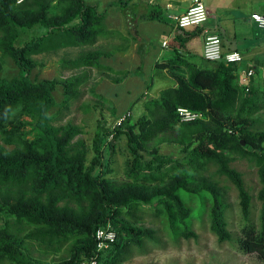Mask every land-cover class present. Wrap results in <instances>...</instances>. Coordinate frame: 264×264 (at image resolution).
Returning <instances> with one entry per match:
<instances>
[{"label":"trees","instance_id":"obj_1","mask_svg":"<svg viewBox=\"0 0 264 264\" xmlns=\"http://www.w3.org/2000/svg\"><path fill=\"white\" fill-rule=\"evenodd\" d=\"M129 1L117 0L115 4L125 9ZM77 2L74 21L54 23L44 22L46 0H23L19 6L32 9L37 17L34 20H23L11 12L14 0H0V31L10 34L7 48L18 69L11 78L0 77V264H36L27 255L30 246L55 252L67 242L71 244L69 258L59 264H84L91 259L95 264H118L131 243L154 239L153 230L132 223L138 205L150 201L173 239L195 238L192 220L206 215L218 240H229L227 206L218 185L221 177L237 191L243 219L237 239L239 249L257 252L264 259V128L252 131L244 125L236 127L245 119L241 117L264 108V84L259 88L250 82L245 91L236 81L239 65L212 62L189 50L185 42L192 34L178 27L180 31L169 40L168 54L155 62L156 67L168 71L173 83L158 96L146 99L144 112L134 121L129 120L130 108L112 127L101 115L89 157L86 143L75 139L78 126L51 125L49 113L58 83L54 79L32 81L33 65L28 57L36 47L94 43L96 23L104 11L96 2ZM144 8L138 20L167 22L157 4L144 3ZM36 22L43 23V32H36ZM201 29L199 26L197 32ZM137 33L133 38L139 42ZM62 36L70 37L56 40ZM89 54L71 60L69 66L93 63V52ZM192 57L212 64L201 65ZM84 79L77 74L63 81L64 106L79 97ZM24 102H32L37 108L36 127L47 139L42 153L28 142L11 153L4 148L17 144L22 130L20 121L12 122L8 129L1 122ZM179 106L202 116L181 120L176 112ZM239 118L242 121L236 120ZM108 135L112 141L106 140ZM118 138L125 142L123 148H117ZM171 139L183 152L178 159L159 150L158 143ZM117 154H123L128 162L122 183H116ZM236 158L247 159L257 169V225L250 220L252 197L242 174L231 166ZM170 178L174 181L167 183ZM61 200L63 204L59 205ZM70 201L75 202V208ZM108 224L116 231V240L106 250L98 251L95 231Z\"/></svg>","mask_w":264,"mask_h":264},{"label":"rangeland","instance_id":"obj_2","mask_svg":"<svg viewBox=\"0 0 264 264\" xmlns=\"http://www.w3.org/2000/svg\"><path fill=\"white\" fill-rule=\"evenodd\" d=\"M46 1L47 11L44 22L68 23L75 20L73 15L77 10V0ZM87 1L96 2L98 9L104 11L102 18L96 23L97 33L94 43L36 47V51L30 53L28 57L33 65L32 81L54 79L58 83V88L53 93L55 104L49 113L51 125L59 127L71 123L78 126L79 133L75 139L83 140L90 151L92 138L97 129V120L101 115L112 127L117 125L118 118L130 108L132 118L130 116L129 120L134 121L144 112L145 100L156 97L159 90L169 86V83L164 81V77L169 73L152 68L153 55H157V52L147 48L143 37L147 30L149 32L147 36L152 37L157 30H150V28L157 29L159 26L153 23L158 21L138 20V15L144 12L145 0H130L125 9L115 4L117 0ZM175 1L177 4H188L187 0ZM22 2L23 0H14L11 12L16 16L21 15L23 20L36 19V14L32 9L25 10L19 7ZM153 2L155 1L153 0ZM225 2L221 0L222 5ZM226 7L231 9L226 18L233 15L232 22H236L235 30L231 32V35L234 36L235 44L247 47L238 49V51L244 55V62H246L244 65L252 67L254 70L251 82L260 88L264 84V30L259 29L249 15L252 9L264 13V0H229ZM222 10L223 8L220 7L210 17L209 22L216 23L218 16L221 20L223 13L220 12ZM166 21L168 25L171 22L168 17H166ZM36 23V27H34L36 32H43L45 30L43 23ZM141 26H143L142 30ZM147 26L149 27L147 28ZM135 30L138 32V37L141 38H139V42L133 38ZM69 37L62 36L56 40L67 41ZM73 38L76 40V37ZM9 39L10 34L0 31V77L5 78H11L18 71L11 58L10 50L7 48ZM169 45L170 42H168ZM161 47L163 48V46ZM91 52L95 59L93 63H87L77 68L69 66L68 63L71 60ZM167 54L166 52L165 55ZM161 58L162 56L157 60ZM77 74L85 76L79 86L80 95L70 104L64 106L62 104V83L66 78ZM36 116L37 108L32 102L21 103L6 114L1 125L8 129L12 122L20 121L22 130L17 144L4 145L8 153L20 147L24 142L31 143L39 153L44 151L47 139L36 127ZM230 116L234 117V114ZM241 118L245 119L243 121L240 118L236 119L242 121L236 127L244 125L252 131L264 128V108L248 117ZM106 140L112 141L113 137L108 135ZM116 141L117 148H123L125 142H122L120 138ZM158 147L160 152L167 156L171 155L177 159L183 156V152L178 150V144L172 139L158 143ZM91 154L92 151L88 156L90 157ZM126 159L127 157H123V154L116 155L115 167L119 170L115 175L118 179L116 183H122V180L125 179V172H127L125 169L128 168ZM231 166L242 174L245 186L252 197L250 220L257 225L260 209V203L256 198L260 188L257 169L245 158H236L231 162ZM169 172L173 171L169 169ZM144 178V175L140 173L139 179L143 180ZM173 181L174 178H170L167 183ZM218 185L221 186L227 206L225 219L231 236L229 240H218L210 230L206 215L192 220L191 229L197 234L195 238L178 237L173 239L166 232L162 217L154 213L151 206L152 201L140 203L133 213L132 223L153 230L154 239L146 238L140 243H131L118 264H264V259L257 252H245L239 249L237 239L240 237L243 219L240 215L237 191L233 184L224 177H221ZM119 190L122 191L121 188ZM63 201L61 200L59 205H62ZM69 203L70 206L76 207L75 202L70 201ZM126 216L129 218L128 215ZM70 249L69 242L55 252L34 245L29 247L27 255L36 264H59L69 258ZM1 264L11 263L6 261Z\"/></svg>","mask_w":264,"mask_h":264},{"label":"crops","instance_id":"obj_3","mask_svg":"<svg viewBox=\"0 0 264 264\" xmlns=\"http://www.w3.org/2000/svg\"><path fill=\"white\" fill-rule=\"evenodd\" d=\"M145 1L148 4H157L159 6V8L161 9L162 14H164L166 17L170 18V20H171L169 25L164 23V22H159V21L153 22V23H156L159 26V28H157V29L150 28V30H152V29L157 30L155 32V34L152 37L147 36V35H149V32L147 30L145 37H143L144 41H145V45H147V48L148 49H154V51L157 52V55H155V54L153 55L152 68L160 69L159 67L155 66V62L157 61V59L160 56H163V55H165L166 52H168L167 50H168L169 40H171L173 38V36L180 31V29L177 27V25L175 23V17L178 16L180 13H182L187 8L188 5H190L191 3H193L196 0H187L188 4H177L175 0H154L155 2H153V0H145ZM201 1L204 3V5L207 9L208 19L204 23V25L202 26V29L199 32H197L199 27H194V28L190 27V28L183 29V30H186V32H189V34H192L189 37V39L187 40V42H185V47L188 48L189 50L194 51L197 54L202 55L203 36H204V32L208 31L210 33L211 32L218 33L219 36H221L220 38H221V41L223 44L222 47L224 50H238V49L240 50L241 48H247V47H243V46H239L238 44H235V39L233 38L234 36L231 35V32H234V30H235V27H236L235 23L236 22H232V19L234 18L233 15L229 18H226L228 11L231 10L230 8L226 7L227 2L229 0H224V1H226L224 5H222L221 0L216 1V2H212L210 0H201ZM220 7L223 8V10L220 12V13H223L221 16L222 19L220 20V17L218 16V18H217L218 21L216 23H214V22L210 23L209 22L210 17H212V15ZM252 10H251V13L257 12V10H253V11ZM154 21H156V20H154ZM156 24H153V25H156ZM148 27L149 26H147V28ZM142 29H143V26H141V30ZM164 40L167 41L166 46L162 45V42ZM161 46H163V48ZM192 60L197 61V63H200L201 65H206V66L211 65L212 62H216V61H212V62L203 61V62H201L200 57H192ZM161 70L166 71V73L168 72L164 68H161ZM164 81L168 82L169 86H170L173 83V78L169 75L168 76L166 75V77H164ZM151 82H153V81H151ZM161 90H159L158 94L155 96H158L160 94Z\"/></svg>","mask_w":264,"mask_h":264},{"label":"built area","instance_id":"obj_4","mask_svg":"<svg viewBox=\"0 0 264 264\" xmlns=\"http://www.w3.org/2000/svg\"><path fill=\"white\" fill-rule=\"evenodd\" d=\"M22 1V0H21ZM250 18L255 22L257 27L264 30V13L252 12ZM208 19L207 9L201 0L194 1L182 13L175 17V23L179 28H192L203 26ZM163 46L167 45V41L162 42ZM202 55L209 61H223L226 64L239 65L237 74V84L248 90L251 77L254 74L252 67L241 65L244 61L243 55L238 50H224L222 41L218 33L204 32L202 43ZM176 112L181 120H194L200 118V112L190 110L186 107L179 106ZM122 115L117 124L124 119ZM116 231L108 224L106 227H98L95 231L96 248L98 251L106 250L116 240ZM87 264H95V260H90Z\"/></svg>","mask_w":264,"mask_h":264},{"label":"water","instance_id":"obj_5","mask_svg":"<svg viewBox=\"0 0 264 264\" xmlns=\"http://www.w3.org/2000/svg\"><path fill=\"white\" fill-rule=\"evenodd\" d=\"M241 143L243 144V143H244V141H243V140H241Z\"/></svg>","mask_w":264,"mask_h":264}]
</instances>
